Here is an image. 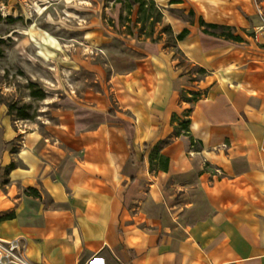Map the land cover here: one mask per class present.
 I'll list each match as a JSON object with an SVG mask.
<instances>
[{
  "label": "crops",
  "instance_id": "crops-1",
  "mask_svg": "<svg viewBox=\"0 0 264 264\" xmlns=\"http://www.w3.org/2000/svg\"><path fill=\"white\" fill-rule=\"evenodd\" d=\"M178 40L132 45L115 106L0 119V237L34 264H264V0H153ZM188 10V11H187ZM233 28L242 42L203 32ZM158 146L167 170H152Z\"/></svg>",
  "mask_w": 264,
  "mask_h": 264
},
{
  "label": "rangeland",
  "instance_id": "rangeland-1",
  "mask_svg": "<svg viewBox=\"0 0 264 264\" xmlns=\"http://www.w3.org/2000/svg\"><path fill=\"white\" fill-rule=\"evenodd\" d=\"M132 1L0 0V119L58 125L77 113L88 120L78 110L100 98L115 106L114 66L141 58L136 42L161 43L183 61L166 15H195L161 9L145 19Z\"/></svg>",
  "mask_w": 264,
  "mask_h": 264
},
{
  "label": "trees",
  "instance_id": "trees-1",
  "mask_svg": "<svg viewBox=\"0 0 264 264\" xmlns=\"http://www.w3.org/2000/svg\"><path fill=\"white\" fill-rule=\"evenodd\" d=\"M118 3H123L124 1H117ZM139 6V13L144 15L145 19L153 18L154 11L160 12L161 8L157 6L155 1L148 0H133L130 6ZM150 5V7H149ZM190 14H194L191 12ZM159 22L158 20L155 21ZM200 26L203 28V32L205 34L223 38L226 40H232L234 42H242V38L240 36L235 35L233 28L228 26L216 25V24H208L205 23L202 19L200 20ZM189 31L184 30L177 36V40H182L188 35ZM169 160L164 155L160 153V149L156 146L150 155V164L152 170H167Z\"/></svg>",
  "mask_w": 264,
  "mask_h": 264
},
{
  "label": "built area",
  "instance_id": "built-area-1",
  "mask_svg": "<svg viewBox=\"0 0 264 264\" xmlns=\"http://www.w3.org/2000/svg\"><path fill=\"white\" fill-rule=\"evenodd\" d=\"M0 264H34L26 254L23 239L6 241L0 237Z\"/></svg>",
  "mask_w": 264,
  "mask_h": 264
}]
</instances>
